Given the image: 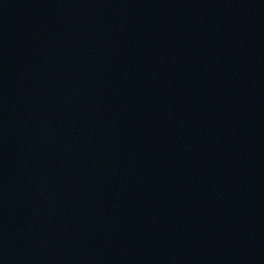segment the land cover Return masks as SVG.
Returning a JSON list of instances; mask_svg holds the SVG:
<instances>
[{"label": "water", "instance_id": "water-1", "mask_svg": "<svg viewBox=\"0 0 264 264\" xmlns=\"http://www.w3.org/2000/svg\"><path fill=\"white\" fill-rule=\"evenodd\" d=\"M0 264H264V0H0Z\"/></svg>", "mask_w": 264, "mask_h": 264}]
</instances>
